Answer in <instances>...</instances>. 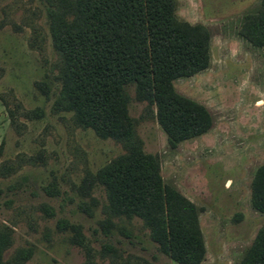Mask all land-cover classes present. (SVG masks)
<instances>
[{"label":"rangeland","instance_id":"rangeland-1","mask_svg":"<svg viewBox=\"0 0 264 264\" xmlns=\"http://www.w3.org/2000/svg\"><path fill=\"white\" fill-rule=\"evenodd\" d=\"M260 0H175V15L210 35L209 62L174 90L207 108L209 131L171 147L149 106L130 91L128 110L164 183L198 209L200 264H239L264 216L250 202L264 164V45L240 32ZM48 0H0V225L3 258L21 264H179L139 218L115 216L96 173L125 153L55 107L60 56L48 31ZM37 84H41L38 85Z\"/></svg>","mask_w":264,"mask_h":264},{"label":"trees","instance_id":"trees-1","mask_svg":"<svg viewBox=\"0 0 264 264\" xmlns=\"http://www.w3.org/2000/svg\"><path fill=\"white\" fill-rule=\"evenodd\" d=\"M245 15L241 34L264 45V0ZM48 31L60 56L55 107L72 112L77 124L102 139L122 142L125 153L102 167L110 211L139 218L161 252L179 264H200L205 253L198 209L164 183L157 154L143 151L128 105L130 91L144 101L176 146L206 133L213 119L207 108L178 94L173 81L206 68L210 35L175 15V0H48ZM41 85V84H37ZM252 207L264 216V164L254 173ZM10 229L0 225V264H21L26 250L4 259ZM239 264H264V225Z\"/></svg>","mask_w":264,"mask_h":264}]
</instances>
